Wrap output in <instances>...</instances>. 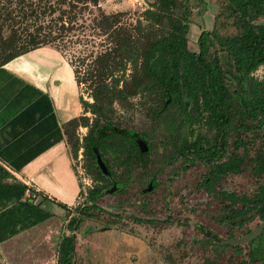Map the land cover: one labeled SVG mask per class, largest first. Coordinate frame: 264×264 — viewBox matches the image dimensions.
<instances>
[{
	"label": "trees",
	"instance_id": "1",
	"mask_svg": "<svg viewBox=\"0 0 264 264\" xmlns=\"http://www.w3.org/2000/svg\"><path fill=\"white\" fill-rule=\"evenodd\" d=\"M188 1L154 0L132 22L122 11L83 20V0H0V67L42 46L63 54L79 46L68 60L77 85L86 84L91 100L80 96L83 114L65 122L63 132L71 156L82 149L84 168L94 181L87 191L89 202L110 183L96 164L93 147L106 153L122 137L121 131H115V104L129 108L131 98L141 95L151 98L149 112L168 126L174 147L170 159L195 155L209 165L202 184L225 202L224 222L242 227L256 217L264 221V139L247 161L236 151L245 145L240 135L232 141L235 149L226 151L232 132L264 128V75L257 78L252 74L264 67V26H254L247 16L249 8L264 15V0H228L226 8L238 32L213 37L211 32L201 31L197 52L188 48ZM216 44L226 55L225 66L217 50L210 55ZM88 45L92 48L87 49ZM194 125L210 131L211 137L201 132L193 137ZM79 127L87 128L82 138L76 133ZM139 157L145 164L148 152ZM125 159L117 164L129 160ZM247 162L252 173L262 179L252 195L215 192L213 183L219 177L239 173ZM45 202L69 208L29 188L0 165V243L50 218L53 213L43 207ZM75 209L77 213L68 223L72 230L98 205ZM250 243L249 262L264 263V230ZM74 258L75 237L64 235L56 264H74Z\"/></svg>",
	"mask_w": 264,
	"mask_h": 264
},
{
	"label": "rangeland",
	"instance_id": "2",
	"mask_svg": "<svg viewBox=\"0 0 264 264\" xmlns=\"http://www.w3.org/2000/svg\"><path fill=\"white\" fill-rule=\"evenodd\" d=\"M152 2L154 0H83V20L90 21L103 12L122 11L127 13L126 20L135 22ZM227 2H187L190 9L189 50L198 51L201 31L211 32L213 37L238 32L233 23L234 17L226 8ZM247 16L254 26H264V15H257L249 8ZM91 48L87 46V49ZM79 49L78 46L59 54L69 59L70 53H77ZM215 50L225 66V53L219 51L216 44V47L210 48V55ZM257 74L260 78L262 70H258ZM78 91L83 99L91 100L86 84L78 86ZM150 100V97L137 95L131 98L132 106L129 108L115 104L114 125L121 131L122 137L118 138L116 152L112 151L107 157L110 172L122 180L125 187L117 192L105 190L89 202L87 191L94 182L84 168L83 156L78 158L79 150L77 156H72L82 190L77 202L67 209L54 202H46L45 208L53 213L52 216L10 240L5 249L7 256L0 249V264H56L61 238L72 234L75 236L74 264H263L249 262L247 253L250 246L247 242L238 245L237 249L238 246L225 248L214 244L205 235L210 230L223 238H237L257 227L261 221L256 217L242 227L224 222L225 202L202 184L209 165L195 155L170 159L174 147L169 142L168 126L162 118L149 112ZM87 115L92 117L90 113ZM193 127V137L197 132L211 137L207 129ZM133 131L143 136L150 145L146 165L138 164L134 157H129L133 146L128 135ZM86 132L85 127L76 131L79 136H84ZM238 135L245 145H240L236 151L245 155L247 161L261 147L264 128L232 132L226 144L227 154L235 149L232 141ZM120 157L130 158V166L115 165V160ZM251 166L247 162L239 173L219 177L213 183L215 192L252 195L262 179L252 173ZM152 178L156 186L149 192H143L142 189ZM91 203L98 205V209H92V214L76 230L70 229L68 223L77 213L75 208ZM136 217L156 221L138 222Z\"/></svg>",
	"mask_w": 264,
	"mask_h": 264
},
{
	"label": "crops",
	"instance_id": "3",
	"mask_svg": "<svg viewBox=\"0 0 264 264\" xmlns=\"http://www.w3.org/2000/svg\"><path fill=\"white\" fill-rule=\"evenodd\" d=\"M81 114L73 68L58 50L46 45L10 60L0 67V165L49 199L74 205L81 187L63 124ZM18 234L0 243L5 256Z\"/></svg>",
	"mask_w": 264,
	"mask_h": 264
},
{
	"label": "flooded vegetation",
	"instance_id": "4",
	"mask_svg": "<svg viewBox=\"0 0 264 264\" xmlns=\"http://www.w3.org/2000/svg\"><path fill=\"white\" fill-rule=\"evenodd\" d=\"M258 69H261L262 70V75L260 76V78H262V76L264 75V67H261V68H258ZM257 69V70H258ZM256 71V70H255ZM255 71L252 73L255 77H257L258 76V74H255ZM258 78V77H257ZM187 102V101H186ZM187 104V103H186ZM166 106V105H165ZM115 131H118V129L117 128H115ZM133 133H136V134H138V136L137 137H135L133 134H132V132L129 134V136L128 137H130V139H131V143H132V149H131V151L129 152V153H131V154H129V157H134V159H136L137 160V162H138V164L140 163V164H142V165H146L147 164V159H146V163L144 164L143 163V161H142V159L139 157V155H140V153H144V152H148V155H149V151H150V145H149V143H148V141L143 137V136H141L139 133H137V132H135V131H133ZM140 142H143L144 143V145L141 147L140 146ZM118 139H116L115 140V144L114 145H112L111 146V148H108V150H107V152L106 153H102L99 149V152H100V155H101V157H102V159H103V161L105 162V165H106V167H107V169H108V173L107 174H103V172L101 171V173L105 176V177H107L108 179H109V185L104 189V191L106 190V191H110V192H117L118 190H120V189H123L124 187H125V184H123L122 183V180H120L118 177H116L115 175H114V173H111L110 172V167H109V162H108V155L112 152V151H115L116 152V149H117V146H118ZM172 145V144H171ZM173 146V145H172ZM98 148V147H97ZM171 153H172V151H171ZM94 155H95V153H94ZM171 156V155H170ZM177 157H179V156H177ZM182 157V156H181ZM186 157H192L191 155H188V156H186ZM96 158V157H95ZM148 158V157H147ZM123 159H125V158H118V159H116L115 161V165H118V166H126V167H128V166H130V158H129V160L128 161H126V162H124V163H122V164H117V162L118 161H121V160H123ZM126 160V159H125ZM96 164H97V161H96ZM98 166V165H97ZM99 167V166H98ZM100 169V168H99ZM153 181H155V179L154 178H152L150 181H149V183H148V185L145 187V188H143L142 189V191L143 192H149V191H151V189L152 188H154L155 186H153ZM94 182V181H93ZM156 182V181H155ZM93 186V185H92ZM91 186V187H92ZM149 186H151L150 187V189H149ZM149 189V190H148ZM78 217H80L79 216V214L77 215V218ZM137 219H146V218H140V217H136L135 218V220L136 221H138ZM155 221H156V219H154ZM155 221H153V222H155ZM78 222H79V220H78ZM78 222H76V223H78ZM138 222H147V221H138ZM263 221H261V223H262ZM150 223V222H149ZM256 228V227H255ZM253 230V229H252ZM252 230H250V231H248V233H250ZM264 230V229H263ZM262 230V231H263ZM248 233H246L245 235H243V236H241V237H244V236H246ZM262 233V232H261ZM73 235V234H72ZM205 235L209 238V240H211L212 242H214V244H220L222 247H225V248H227V247H231V246H238V245H240V244H242V243H240V244H229V243H223V239H239V238H241V237H237V238H223V237H221V236H219V235H217V234H215V233H213L212 231H210V230H208V231H206L205 232ZM214 235H216L217 237H218V239H215L213 236ZM75 237V236H74ZM258 237V236H257ZM256 237V238H257ZM255 239V238H254ZM254 239H252V240H249L247 243L249 244V246L251 245V241H253ZM243 243H245V242H243ZM237 248H239V246L238 247H236V249ZM250 250V249H249ZM257 262H259V261H257ZM264 264V263H263Z\"/></svg>",
	"mask_w": 264,
	"mask_h": 264
},
{
	"label": "water",
	"instance_id": "5",
	"mask_svg": "<svg viewBox=\"0 0 264 264\" xmlns=\"http://www.w3.org/2000/svg\"><path fill=\"white\" fill-rule=\"evenodd\" d=\"M167 103H168V101L165 103V105H167ZM139 144L141 147L144 145L143 142H140ZM93 151L95 153L97 165L99 166L100 170L103 172V174H107L108 169H107L105 162L103 161V159L100 155V152H99L96 145L93 147ZM150 187L151 186H149V189H150ZM78 220H79V217L77 218V222H78ZM263 229H264V221L262 223H260L256 228H254L250 233H248L244 237H241L239 239H223L222 241H223V243H229V244H240L243 242H248L249 240H252V239L256 238L257 236H259ZM213 237L215 239H218V237L216 235H214Z\"/></svg>",
	"mask_w": 264,
	"mask_h": 264
},
{
	"label": "built area",
	"instance_id": "6",
	"mask_svg": "<svg viewBox=\"0 0 264 264\" xmlns=\"http://www.w3.org/2000/svg\"><path fill=\"white\" fill-rule=\"evenodd\" d=\"M261 68V67H260ZM258 70H261V69H258ZM258 70H256L255 71V74H257V71ZM81 138H82V136H80ZM81 151H82V149H80V151H79V156H78V158L80 159L81 157H82V153H81ZM29 187V186H28ZM30 188V187H29ZM30 194V191L29 190H27L26 191V195H29Z\"/></svg>",
	"mask_w": 264,
	"mask_h": 264
}]
</instances>
